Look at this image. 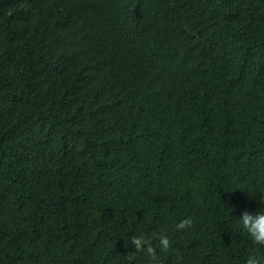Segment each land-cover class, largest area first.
<instances>
[{
	"label": "trees",
	"instance_id": "1",
	"mask_svg": "<svg viewBox=\"0 0 264 264\" xmlns=\"http://www.w3.org/2000/svg\"><path fill=\"white\" fill-rule=\"evenodd\" d=\"M262 195L264 0H0V264H245Z\"/></svg>",
	"mask_w": 264,
	"mask_h": 264
},
{
	"label": "clouds",
	"instance_id": "2",
	"mask_svg": "<svg viewBox=\"0 0 264 264\" xmlns=\"http://www.w3.org/2000/svg\"><path fill=\"white\" fill-rule=\"evenodd\" d=\"M250 192L255 195L258 190L249 188ZM262 205L255 211L245 210L239 215V225L245 230L255 244L264 246V195L258 198ZM193 224L192 217L181 219L177 224V228H185ZM150 238L143 235H133L130 242L135 245L136 249H142L149 257L150 264H162L160 257L156 252V248L149 242ZM145 245H147L145 247ZM159 247L162 251L170 248V238L167 234H161L159 237ZM245 264H264V257L256 254H250Z\"/></svg>",
	"mask_w": 264,
	"mask_h": 264
}]
</instances>
